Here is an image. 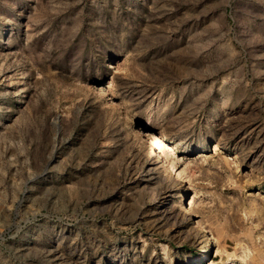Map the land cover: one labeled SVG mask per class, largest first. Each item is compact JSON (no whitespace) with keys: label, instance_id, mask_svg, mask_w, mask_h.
I'll use <instances>...</instances> for the list:
<instances>
[{"label":"rangeland","instance_id":"rangeland-1","mask_svg":"<svg viewBox=\"0 0 264 264\" xmlns=\"http://www.w3.org/2000/svg\"><path fill=\"white\" fill-rule=\"evenodd\" d=\"M0 264H264V0H0Z\"/></svg>","mask_w":264,"mask_h":264},{"label":"bare ground","instance_id":"bare-ground-1","mask_svg":"<svg viewBox=\"0 0 264 264\" xmlns=\"http://www.w3.org/2000/svg\"><path fill=\"white\" fill-rule=\"evenodd\" d=\"M160 155H161V150H160ZM162 160V162H164L163 161V159H161ZM165 163H167L166 161H165ZM169 168H170V170L174 173V174H176L177 176H179V173H178V171L175 169V166L172 164H170L169 165ZM185 193V192H184ZM190 203V202H189ZM209 255H207L206 254V256H205V258H207Z\"/></svg>","mask_w":264,"mask_h":264}]
</instances>
